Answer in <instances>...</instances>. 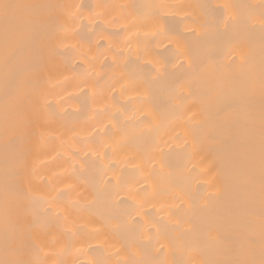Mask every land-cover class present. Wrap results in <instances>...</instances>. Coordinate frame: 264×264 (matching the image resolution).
Listing matches in <instances>:
<instances>
[{
    "label": "bare ground",
    "instance_id": "1",
    "mask_svg": "<svg viewBox=\"0 0 264 264\" xmlns=\"http://www.w3.org/2000/svg\"><path fill=\"white\" fill-rule=\"evenodd\" d=\"M0 2V262H264V0Z\"/></svg>",
    "mask_w": 264,
    "mask_h": 264
},
{
    "label": "snow or ice",
    "instance_id": "2",
    "mask_svg": "<svg viewBox=\"0 0 264 264\" xmlns=\"http://www.w3.org/2000/svg\"><path fill=\"white\" fill-rule=\"evenodd\" d=\"M18 7L16 5H12L6 2H0V12H3L5 16H7L13 8ZM0 264H4V262H0ZM264 264V262H262Z\"/></svg>",
    "mask_w": 264,
    "mask_h": 264
}]
</instances>
